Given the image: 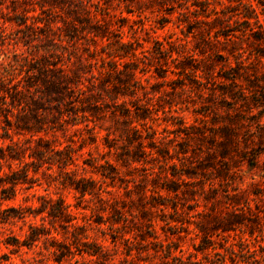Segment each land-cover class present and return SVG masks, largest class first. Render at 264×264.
Instances as JSON below:
<instances>
[{"label":"rangeland","instance_id":"374dc122","mask_svg":"<svg viewBox=\"0 0 264 264\" xmlns=\"http://www.w3.org/2000/svg\"><path fill=\"white\" fill-rule=\"evenodd\" d=\"M4 99L0 264H264V0H0Z\"/></svg>","mask_w":264,"mask_h":264},{"label":"trees","instance_id":"16d2710c","mask_svg":"<svg viewBox=\"0 0 264 264\" xmlns=\"http://www.w3.org/2000/svg\"><path fill=\"white\" fill-rule=\"evenodd\" d=\"M31 77H28V80L30 79ZM12 81H13V79H10L9 80V84H11V86L10 87H8V88H5L4 89V92H6L7 93V95L11 98V99H15V100H17L18 99V97H19V95L21 94V90H19L17 87H18V83L17 84H14V83H12ZM3 82V81H2ZM2 84H4V83H2ZM7 85V84H6ZM33 85H30V82H28L27 81V85L25 86V88H31ZM12 87H15V89H14V91L12 92V93H10L8 90L9 89H11ZM5 98V97H4ZM5 105H6V100L4 99V100H2L1 102H0V111L1 110H3L4 109V107H5ZM5 134H7V131H5ZM9 150H14V149H12V146L11 147H9ZM47 153V150H45V151H39V153H36L35 155H33V154H31V155H29L30 157H34V158H38V159H44V158H46V156L47 155H45ZM7 156L10 158V159H12V160H15L16 159V155L13 153H11V152H9L8 154H7ZM6 158V155H4L3 157H0V159H5ZM63 161H61L60 163H62ZM24 176V177H23ZM26 174L25 173H23V175H22V177L21 178H26ZM17 182V179H15V178H12L11 179V181H9V183L10 184H12L13 185V189H12V191H13V193H15V184H17L16 183ZM4 191H3V189H2V193H3ZM83 192H86V190L85 189H83ZM8 198H10V197H7V198H5V199H8Z\"/></svg>","mask_w":264,"mask_h":264}]
</instances>
